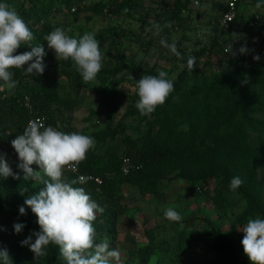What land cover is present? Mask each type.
Masks as SVG:
<instances>
[{"label": "rangeland", "instance_id": "374dc122", "mask_svg": "<svg viewBox=\"0 0 264 264\" xmlns=\"http://www.w3.org/2000/svg\"><path fill=\"white\" fill-rule=\"evenodd\" d=\"M227 1L189 0L181 20L169 22L167 27L160 26L159 35H156L152 26L170 18L177 0H0L13 6L19 15L31 8L46 10L53 7L48 21L55 28H61L66 35L76 38L94 33L100 41V51L104 56L102 70L111 71L105 80L97 77L87 84L80 81L82 77L71 65L72 61H58L47 43L44 58V72L51 82L59 86L60 100L52 108L50 126L66 133L92 136L95 147L88 151L82 162L94 158L100 166L108 162L110 155L119 158L127 150L138 153L152 140L144 132L149 126L148 121L153 120L163 108L158 106L149 116H141L136 109L137 90L127 78L139 80L146 76L138 69L155 75L165 71L171 80L185 71L188 76L185 82L191 86L190 91L184 94L176 107L169 109L181 119L185 109L202 95L203 79L224 69L227 62L236 60L243 71L258 62L264 65V0H238V12L250 25L240 19L233 24L231 31L235 38L230 45L231 51L221 63L197 58L194 70L189 71L183 55L176 56L160 43L161 39L169 45L174 43L177 50L181 43L195 53L210 48L217 40L223 42L228 31L219 27V19ZM122 3H127L128 8L121 14H112L111 10ZM242 46L247 49L245 53L239 51ZM255 55H259V61L253 59ZM237 90L238 80L234 79L231 86L234 101L237 100ZM0 91L10 92L5 85H0ZM67 99L74 100L70 110L63 103ZM214 114L218 115L219 110ZM256 116L264 122V110ZM262 136L264 139V132ZM0 155L7 160L13 173L20 176V179L0 177V198L7 199L18 209L24 206L27 213L25 196L35 194L44 185L36 180L23 179V172L18 168V154L11 146L0 144ZM171 164L152 171L157 185L155 194L140 193L136 178H120L116 194L121 200L116 208L106 203L98 189L83 188L103 209L102 213L97 212L94 221L96 242L107 238L110 249L120 252L119 264H140L135 257L136 250L148 244L155 247L153 256L156 259L153 260L152 256L146 264H250L241 244L243 232L239 230L249 218L261 216L241 221L240 215L245 207L243 199L233 194L227 203L219 204L216 179L197 189L182 178L178 170H169ZM248 164L243 159L241 172L246 171ZM32 167L39 171L37 165ZM254 172L261 184L260 195L264 205V151ZM64 179L71 181L65 172ZM73 186L78 187L76 184ZM169 208L180 213L181 222H170L165 218L164 213ZM110 217L114 222H109ZM14 221L0 213V240L17 234ZM211 231L221 237V244H226L225 249L222 250L214 240L204 241L206 233ZM12 260L13 264H51L46 255L34 259L28 246H23ZM62 263L66 264V261L62 260Z\"/></svg>", "mask_w": 264, "mask_h": 264}, {"label": "trees", "instance_id": "16d2710c", "mask_svg": "<svg viewBox=\"0 0 264 264\" xmlns=\"http://www.w3.org/2000/svg\"><path fill=\"white\" fill-rule=\"evenodd\" d=\"M189 0H177L168 19L160 20V26L167 25L172 21H180ZM226 7V6H225ZM128 8L127 3L117 5L112 14H121ZM235 19L228 25L226 40L215 41L210 48L201 49L199 52H191L178 44V52L183 55L186 61L188 57L205 58L208 62L215 60L221 63L230 50V45L234 41L235 35L231 28L237 20L245 22V18L239 14L238 2ZM53 13V7L46 10L29 9L28 12L20 15L32 30L35 39L32 46L43 45L45 48V37L56 28L48 21V17ZM255 17L253 16V19ZM246 25H250L248 21ZM31 49L24 45L15 54H21ZM73 65V62H71ZM214 66V65H213ZM215 67V66H214ZM218 67V66H216ZM243 67L236 60L227 62L224 69L215 71L210 77L204 78L202 84L203 93L195 102L185 109V115L180 119L176 118L174 112H170L177 102L190 91L191 86L186 84L185 71L173 80L175 90L170 94L163 109L156 114L153 120H149V126L144 135L150 137L148 143L138 153L127 150L122 156H127L140 167L132 171L127 176H122L120 172L121 157L114 154L109 156L108 162L100 166L93 158L80 163V171L83 174H94L102 179L100 185L87 182L84 185L76 183L78 187L98 189L104 196L106 203L112 208L120 204L121 197L117 196L118 180L120 178H136L140 193L155 194L157 185L152 171L171 163L169 170H178L179 175L189 181L192 187L201 189L211 179L218 181L216 193L219 204L228 202L231 195H237L245 201V207L240 215V220L247 217L260 215L264 218V205L260 195V183L255 177L254 168L264 151V122L256 116V113L264 110V65L260 62L250 68L241 70ZM13 72V79L18 81L17 87L8 92L0 91V144H8L17 135L23 134L26 122L30 117V112L23 105V97L27 96L36 113L46 115V127L50 126L52 120V108L59 103V86L50 81V77L44 72L39 76H27L23 69H10ZM138 72L147 75L155 74L151 71ZM109 70H101L97 77L105 80ZM130 84L136 89V79L127 78ZM238 80L237 100L231 91L232 81ZM83 79H80V81ZM247 81V82H244ZM3 86V82L0 81ZM137 90V89H136ZM64 106L72 109L73 99L65 100ZM219 110L215 115L214 111ZM185 126H187L185 128ZM125 128V126H123ZM252 135H255L254 137ZM256 140V141H255ZM252 142H256L252 144ZM12 147V146H11ZM243 159L246 160V171L241 172ZM72 180L75 177L64 171ZM239 176L243 184L236 190L230 191L229 184L233 177ZM27 198V196H25ZM24 215L19 213V209L7 199L0 198V213L9 218L13 223H23L24 228L21 233L2 238L0 248H6L12 259L20 253L23 246L21 241L26 239L32 232L39 231L37 217L28 208ZM26 216V217H25ZM109 222H114L112 217ZM30 221V224L27 222ZM39 229V230H36ZM34 238V237H33ZM213 241L221 245L222 250L226 244H221V237L214 231L206 233L204 241ZM155 253L152 244L137 248L135 257L140 264H146ZM46 256L51 264H64L59 253V248L55 244H50L46 249Z\"/></svg>", "mask_w": 264, "mask_h": 264}, {"label": "clouds", "instance_id": "9594fccd", "mask_svg": "<svg viewBox=\"0 0 264 264\" xmlns=\"http://www.w3.org/2000/svg\"><path fill=\"white\" fill-rule=\"evenodd\" d=\"M152 27L159 35L160 25L154 24ZM34 39L32 30L17 10L8 3L0 2V81L9 91L18 85L10 69H23L25 74L33 76L42 75L46 69L44 58L47 52L42 44L32 46ZM45 39L58 61L70 59L73 62V67L85 84L96 80L103 68L104 56L94 33H85L76 38L56 28ZM160 43L180 56L174 43L169 45L163 39ZM24 45L31 51L15 54ZM239 51L245 53L247 49L242 46ZM253 59L259 61L260 57L255 55ZM195 64V57H188L186 66L189 71L194 70ZM167 77V72L160 71L158 75L141 76L137 80L139 99L135 106L141 116L154 113L175 90L173 80ZM11 146L18 154V168L23 172V179L36 180L44 185L38 192L25 198L24 205L36 215L40 230L32 232L21 241V245L29 247L34 259L44 257L47 247L55 244L66 264H119L120 252L110 249L107 238L96 242L94 221L97 212L102 213L103 209L82 187L73 186L90 178L80 177L70 182L64 179V170L76 171L86 159L88 151L95 147L94 138L79 132L66 133L52 126L46 127L42 119H35L28 122L23 134L11 141ZM33 165H37L39 171ZM9 176L20 179L4 156L0 155V177ZM242 184L239 176L233 177L229 190L236 191ZM19 213L26 214L24 206L19 208ZM164 215L170 222L182 221L180 213L172 208L167 209ZM13 227L15 233L19 234L24 224L15 223ZM239 231L243 232L241 244L250 264H264V218H249ZM0 264H13L6 248H0Z\"/></svg>", "mask_w": 264, "mask_h": 264}, {"label": "built area", "instance_id": "2783aa9c", "mask_svg": "<svg viewBox=\"0 0 264 264\" xmlns=\"http://www.w3.org/2000/svg\"><path fill=\"white\" fill-rule=\"evenodd\" d=\"M237 2L238 0H228L226 2V7L224 11L222 12L221 17L219 19V27L224 31L227 29L228 25L235 19L236 12H237V8H236ZM72 11H74V9H72ZM22 103L25 106V108L30 112V117L28 118L26 122V126L28 125L29 121L35 120V119H42V123L46 126V120H47L46 115L44 113H36L34 111V106L31 100L27 96L23 97ZM139 167L140 165L134 162L133 160H131L129 157L122 156L121 165H120V172L122 176L129 175L132 171L138 169ZM64 171L73 175L75 177V180H79L80 177L90 178V179H87V181L84 183L78 182V184H81V185H84L87 182L93 183L95 185H100L102 183V179L97 175L81 173L80 164L78 165V168L76 171H71L68 169H65Z\"/></svg>", "mask_w": 264, "mask_h": 264}]
</instances>
